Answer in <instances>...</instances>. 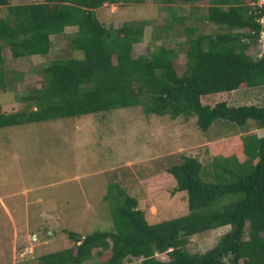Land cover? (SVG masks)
<instances>
[{"label":"trees","instance_id":"trees-1","mask_svg":"<svg viewBox=\"0 0 264 264\" xmlns=\"http://www.w3.org/2000/svg\"><path fill=\"white\" fill-rule=\"evenodd\" d=\"M12 1L0 0V90L9 86L5 50L11 59L43 56L50 49L51 36H63L64 28L73 26L75 30L65 36L71 52L79 51L81 57H57L42 66L41 85L16 95L25 108L0 112V129L136 105L145 114L193 116L201 131L215 119L248 127L228 153L224 145L209 150L213 175L204 171L207 163L189 155L167 168L174 181L171 193L185 191V213L148 223L136 199L110 183L103 199L108 201L112 228L87 232L81 239L65 229L73 245L39 255L38 263L85 264L96 257L97 264L132 259L139 264H264V134L258 133L264 129V104L202 102L203 97L215 99L232 90L264 85V22H259L264 4L155 0L159 10L177 2L189 6L187 14L172 9L177 14L168 22L170 28L174 22L182 24L186 41L183 69L177 73L173 60L178 44L152 42L169 34L167 24L161 33L160 24L151 25L152 41L135 56L133 46L142 42L146 19L114 27L94 13L103 3L146 0ZM201 21L218 30L196 32ZM252 49L259 51L256 56L250 54ZM223 226L227 229L210 248L188 250L192 235Z\"/></svg>","mask_w":264,"mask_h":264},{"label":"rangeland","instance_id":"rangeland-1","mask_svg":"<svg viewBox=\"0 0 264 264\" xmlns=\"http://www.w3.org/2000/svg\"><path fill=\"white\" fill-rule=\"evenodd\" d=\"M178 8L183 14L189 12V6L180 2L159 10L155 0H146L138 4L104 3L94 13L99 21L114 27L146 19L149 24L144 29L142 42L133 46L135 56L144 52L152 41L151 25L160 24L161 33L162 26L167 24L169 34L152 42L174 47L178 44V56L173 63L180 73L182 49L186 47L182 24L174 22L170 28L168 23L170 16L177 14L172 9ZM195 12L199 14L200 9ZM196 29V32L214 33L218 27L201 21ZM74 30L75 27L67 29L65 35ZM65 35H52L50 49L43 56L11 59L10 52L4 51L9 86L0 90V112L25 108L16 95L41 85L40 70L49 60L75 54L81 57L79 51L71 52ZM258 52L252 49L250 54L256 56ZM219 100L232 105H262L264 85L239 88L215 99L202 98L207 104ZM246 129L247 124L238 126L215 119L201 131L193 116L184 119L145 114L138 105L1 128L0 264H39V255L73 245L63 232L65 229L80 236L93 230L111 229L108 201L103 199L110 183L118 184L136 199L148 223L185 213V191L171 193L174 181L167 168L179 163L183 155H189L203 165L207 163L204 171L213 175L214 171L208 167L212 158L209 150H219L224 145V152L228 153ZM258 133L264 134V129ZM225 229L227 226L192 235L188 250L205 251ZM157 257L165 258L163 254ZM97 260L93 257L85 264H97ZM130 262L124 264H139L136 259Z\"/></svg>","mask_w":264,"mask_h":264},{"label":"built area","instance_id":"built-area-1","mask_svg":"<svg viewBox=\"0 0 264 264\" xmlns=\"http://www.w3.org/2000/svg\"><path fill=\"white\" fill-rule=\"evenodd\" d=\"M252 5H258V6H261L262 4H264V0H254L251 2ZM259 22H264V16L260 17L259 18ZM263 36V34H261V37Z\"/></svg>","mask_w":264,"mask_h":264},{"label":"crops","instance_id":"crops-1","mask_svg":"<svg viewBox=\"0 0 264 264\" xmlns=\"http://www.w3.org/2000/svg\"><path fill=\"white\" fill-rule=\"evenodd\" d=\"M12 2H14V3H19V2H23V1H12ZM104 4V3H103ZM107 5H109L108 3H106ZM71 27H73V26H68V27H66V28H64V32H67V29H69V28H71ZM259 130H261V129H259Z\"/></svg>","mask_w":264,"mask_h":264},{"label":"water","instance_id":"water-1","mask_svg":"<svg viewBox=\"0 0 264 264\" xmlns=\"http://www.w3.org/2000/svg\"><path fill=\"white\" fill-rule=\"evenodd\" d=\"M79 237V239H81L82 237L81 236H78Z\"/></svg>","mask_w":264,"mask_h":264}]
</instances>
